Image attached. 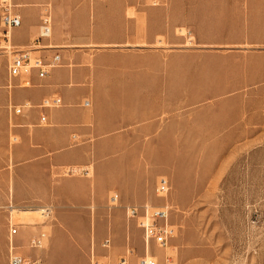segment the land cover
Instances as JSON below:
<instances>
[{"label":"rangeland","instance_id":"374dc122","mask_svg":"<svg viewBox=\"0 0 264 264\" xmlns=\"http://www.w3.org/2000/svg\"><path fill=\"white\" fill-rule=\"evenodd\" d=\"M103 5L88 44L57 45L53 32L41 43L85 53L98 77L85 107L89 131L68 146L77 155L58 160L61 148L45 161L25 160L22 140H12L14 104H7L0 215L8 233L9 223L19 225L18 251L43 264H119L123 257L140 264V207L165 202L156 196L165 177L177 234L164 247L152 244L159 264H264V0ZM5 63L0 57V74ZM18 180L26 189L20 199L12 187ZM27 209L41 210L32 214L36 224H22ZM42 231L44 248L28 249ZM7 260L0 251V264Z\"/></svg>","mask_w":264,"mask_h":264},{"label":"crops","instance_id":"0c3cea01","mask_svg":"<svg viewBox=\"0 0 264 264\" xmlns=\"http://www.w3.org/2000/svg\"><path fill=\"white\" fill-rule=\"evenodd\" d=\"M113 1L13 0L21 17V24L12 32V44L17 49H26L32 46L39 35L43 8L49 5L54 19L53 41L57 45L67 42L73 45H86L88 44L87 41L90 40L86 35L94 32V18L99 15L101 6L104 4L103 7H106ZM154 5H157V2H154ZM150 24H152L150 27H156L154 22ZM180 29L184 28H177L175 31L178 32ZM178 34L180 33L178 32ZM47 42L46 39L41 41V43ZM49 47L51 46L49 45ZM54 52L45 50L41 53L50 57ZM59 54L62 57L63 65L53 69L44 78L33 73L30 77L31 83L27 87L21 86L25 78H13L11 81L16 88L12 91L7 90V88L13 87L11 81L8 80V59L5 56H0L6 60L4 73L0 74V138L8 134L7 104L11 102L14 105H31L32 108L24 109L22 115L14 116L12 114L16 121L13 126L15 128L13 133L20 137L24 146L21 149L22 152L18 151V153L25 155V160L28 161H45L48 154L61 148L64 150L57 153L56 159L69 160L78 152L77 149L68 147L71 138L74 135L89 131V128H83V124L89 116L88 109L82 106V100L85 101L90 92H94V87L98 85V77L90 69V60L83 55L85 53H76L64 49ZM90 79L93 82L92 90L87 87ZM74 84L77 86L73 87ZM54 95L62 97L65 105L47 111L37 107L43 98ZM77 103L79 104L77 105ZM43 113L48 116V125L40 124V117ZM72 169L75 168L70 170ZM18 184L19 180L13 182L12 187L19 197L26 189L21 187L22 190L20 191ZM27 191L31 192L34 189ZM0 228V251H8L9 233L6 231L3 215H0ZM6 263L8 264V260L5 261Z\"/></svg>","mask_w":264,"mask_h":264},{"label":"built area","instance_id":"2783aa9c","mask_svg":"<svg viewBox=\"0 0 264 264\" xmlns=\"http://www.w3.org/2000/svg\"><path fill=\"white\" fill-rule=\"evenodd\" d=\"M21 17L16 10V5L13 0H0V55L8 59V77L9 79L17 77H25L23 80L24 86H29L31 83L30 77L33 73H37L40 78H44L50 72L61 66L62 57L55 51L50 57L42 54V50L53 49L52 47L41 45V41L49 39L53 32V18L49 5L44 6L43 13L40 20V31L38 37L35 39L31 47L26 49H17L12 44V32L20 26ZM64 105L62 97L58 95L45 97L37 106L43 111L60 108ZM91 101L86 99L82 106L89 107ZM32 108L31 105H13L9 111L14 116L22 115L24 109ZM41 125H48V116L43 113L40 117ZM14 126V125H13ZM12 140L17 142L16 135H12ZM170 191V183L167 178L162 177L158 181L156 188V196L164 199L160 206L154 207L149 204H144L140 207L142 213L138 220V227L143 230V240L145 245V255L141 258L140 264H159L156 257H147L152 244L158 248L164 247L177 234V228L169 224L168 218L171 214L172 206L166 201ZM117 196L114 200H117ZM46 210V214H47ZM139 213L137 207H132L129 210V215L135 217ZM19 225L9 223V248H8V264H43L39 257L31 258L22 255L18 250L19 246L15 242L16 236L19 234ZM47 235L42 231L39 235L30 238L28 243L29 249H42ZM102 246L106 249L111 247V239L103 240ZM130 253V250L128 251ZM95 264H104L96 261ZM119 264H127V258L123 257Z\"/></svg>","mask_w":264,"mask_h":264},{"label":"bare ground","instance_id":"6f19581e","mask_svg":"<svg viewBox=\"0 0 264 264\" xmlns=\"http://www.w3.org/2000/svg\"><path fill=\"white\" fill-rule=\"evenodd\" d=\"M74 171V170H73ZM114 199V198H113ZM112 202H117V200H112ZM41 210L39 209H35V210H32V209H27L24 211L23 214H21V221H22V224H25V225H34L36 223H34L32 221V217H33V213L37 214V213H40ZM44 213H46V210H43ZM19 215V214H18ZM20 217V215H19ZM111 248V247H110ZM147 257H150L149 255V252L147 254Z\"/></svg>","mask_w":264,"mask_h":264}]
</instances>
